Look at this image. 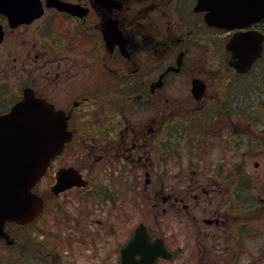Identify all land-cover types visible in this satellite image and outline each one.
<instances>
[{"label":"flooded vegetation","instance_id":"1","mask_svg":"<svg viewBox=\"0 0 264 264\" xmlns=\"http://www.w3.org/2000/svg\"><path fill=\"white\" fill-rule=\"evenodd\" d=\"M60 1L74 10L40 0L41 16L16 27L0 15V115L32 91L64 113L71 133L34 190L42 212L5 224L0 264H250L247 175L234 196L230 139L207 125L230 102L215 99L223 85L211 92L187 63L195 40L215 31L195 12L197 0ZM186 73L184 105L169 88ZM195 78L206 83L197 101ZM248 136L243 130L246 146ZM185 156L194 157L186 166ZM62 172L68 188L56 192ZM137 204L147 214L139 222ZM140 225L170 260L141 261L131 245Z\"/></svg>","mask_w":264,"mask_h":264},{"label":"water","instance_id":"2","mask_svg":"<svg viewBox=\"0 0 264 264\" xmlns=\"http://www.w3.org/2000/svg\"><path fill=\"white\" fill-rule=\"evenodd\" d=\"M49 4L70 11L68 4L48 0ZM206 12L205 23L210 27L235 30L247 29L264 19V0H198L195 8ZM0 13L9 15L13 26L30 22L42 13L39 0H0ZM2 37L0 27V40ZM264 33L256 30L240 31L231 36L226 50L231 54L229 66L238 73H247L263 54ZM181 61H178L180 67ZM205 86L194 82L193 93L200 99ZM66 119L44 100L26 91L24 100L10 113L0 116V238L6 237V222L26 224L43 209L41 196L33 188L45 175L51 161L70 140ZM56 192L65 190L66 172L58 177ZM131 245L141 261L166 256L161 242L150 243L139 229Z\"/></svg>","mask_w":264,"mask_h":264},{"label":"rangeland","instance_id":"3","mask_svg":"<svg viewBox=\"0 0 264 264\" xmlns=\"http://www.w3.org/2000/svg\"><path fill=\"white\" fill-rule=\"evenodd\" d=\"M185 1L186 0H180V3H184ZM222 36L223 35H220V34H211V37L213 38L212 42L215 44V46L212 49L211 47H209V50L207 47L208 46L207 41L205 42L200 41L199 43L203 44L204 47L197 48L196 53H194L193 55L195 56V58H190V63L194 62V65L192 66V68H190L191 72L194 74V77H200L206 80L207 83L209 84L210 91L216 94H220L221 89L220 87L218 88V85H223L221 80L225 78V74H226L223 72L224 66L221 63L222 50L219 47L220 42L217 41L218 38ZM262 65H263L262 67H264V62L262 63ZM262 67H259V68L261 69ZM11 73L15 75V71L12 70ZM220 75H223V76H220ZM190 77L191 76H188L186 73L184 76H182L181 80L179 79L178 81H173V82L171 81V83L175 84V86L172 85L174 87L169 88L171 92L176 94L175 97H177V100L179 102L181 101L184 105L188 104L189 102L187 101L190 100L189 97L187 96V95H190V90L188 93V86L190 89V81H189ZM255 77L252 75L253 79ZM12 80L14 81H11V82H14V84H16L15 88H17L18 83H19L18 80L15 81L16 78ZM238 88L239 86L238 87L232 86V89L236 90L237 95L239 93ZM16 90L18 91V89ZM235 125H237V128L235 127L233 128V131H234L233 135H234V138H238L241 136L239 133L240 125L238 124H235ZM227 155L231 156V158H229L227 162L229 163L233 162V158H234L233 151H231ZM193 158L194 157L189 158L188 156H186L184 159L185 166L190 164V161H192L191 159ZM207 160L210 161V159H207ZM224 162L225 161H223V163ZM255 162L259 163L258 167L255 166ZM219 163L220 162H217V164ZM204 165L207 166L209 165V163L205 161ZM232 169H233V166H232ZM243 169H244V173H246V175H248V177L250 178V181H251L250 184H252L251 185L252 188L249 190L250 200L248 199L252 203L251 207H252L253 212L251 213L249 212V227L248 228L251 234V239L248 242L249 252H248L247 260L250 261V264H264V194L262 191V186L264 184V148L261 151L259 150H257V152L251 151L249 154H247V156L244 158ZM167 171L169 175L171 176L179 172L175 161L171 158H170V161H168ZM187 171L190 173L189 170ZM233 184L235 185L234 181H233ZM44 185H46V183ZM153 211H157V209H153ZM144 213L145 211L141 209V207L137 204L135 208L136 221L139 222L141 220H144L147 216V214L146 216H143ZM171 264H175V262Z\"/></svg>","mask_w":264,"mask_h":264},{"label":"trees","instance_id":"4","mask_svg":"<svg viewBox=\"0 0 264 264\" xmlns=\"http://www.w3.org/2000/svg\"><path fill=\"white\" fill-rule=\"evenodd\" d=\"M221 46H223V42L221 43ZM258 68V64L256 65L255 69ZM252 71L250 75L255 77L254 79L248 80L249 84L244 83L242 78L243 76H235L237 78V82L234 81V84H238L239 90L240 91H246V86L251 88L252 90H247V97H245L244 93H239L237 96L235 93H233L234 96V103H233V109L231 110V115L233 117V121L238 122V124H241V117H246L247 121H254L256 118H258V110L261 107H264V98L263 100L258 98L259 94L263 95L264 97V91H261L260 93H257L258 88H263L264 90V71L261 72H254ZM257 88L256 90H254ZM261 100V101H259ZM260 103V104H259ZM259 104V105H258ZM255 118V119H253ZM243 121V122H247ZM235 122V123H236ZM257 124V123H256ZM239 147V146H238ZM234 169H233V179L238 180V184L235 185L234 190L237 191V189H240L242 187V181H243V176H242V167H243V162L242 160L234 161ZM250 179H248V189L250 190L252 187L250 184ZM250 187V188H249Z\"/></svg>","mask_w":264,"mask_h":264}]
</instances>
